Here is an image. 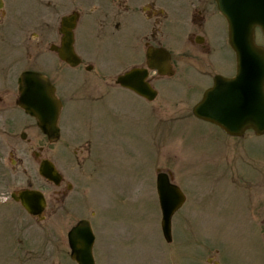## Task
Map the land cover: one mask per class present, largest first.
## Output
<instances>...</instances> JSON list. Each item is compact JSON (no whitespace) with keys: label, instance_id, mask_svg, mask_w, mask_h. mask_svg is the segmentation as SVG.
Listing matches in <instances>:
<instances>
[{"label":"rangeland","instance_id":"obj_1","mask_svg":"<svg viewBox=\"0 0 264 264\" xmlns=\"http://www.w3.org/2000/svg\"><path fill=\"white\" fill-rule=\"evenodd\" d=\"M44 1L55 22L70 10L51 12L49 0ZM35 6L34 0H3L7 31L0 40V60H21L16 76L32 56ZM81 13V49L108 58L124 51L107 33L98 38L103 29L97 26L110 25L113 18L103 20L96 1ZM173 27L180 32L178 25ZM46 53L52 60L36 54L30 62L57 65L56 56ZM97 61L110 67L106 74L120 70V60ZM212 62L175 63V76L154 81L159 94L152 102L118 87L103 101L71 102L63 87L74 91L75 79L84 74L66 69L57 82L65 103L62 125L71 114L72 128L83 134L92 129L94 143L91 159L80 168L86 175L76 162L63 161L60 145L50 146L49 155L56 147V162L63 163L75 184L64 202L50 197V222H34L10 198L28 181L46 192L54 190L39 177L34 157L39 147L48 150V142L27 125H18L10 134L0 130V264H77L70 257L67 233L81 218L92 221L97 264H264V135L249 130L234 138L192 116L212 76L235 73L232 51L230 60ZM10 101L14 106V97ZM22 131L32 140H22ZM158 170L171 171L187 194L186 204L173 217L170 243L161 230Z\"/></svg>","mask_w":264,"mask_h":264},{"label":"flooded vegetation","instance_id":"obj_2","mask_svg":"<svg viewBox=\"0 0 264 264\" xmlns=\"http://www.w3.org/2000/svg\"><path fill=\"white\" fill-rule=\"evenodd\" d=\"M95 1L97 2L100 16L104 17L103 20H106L109 15L113 18L110 25L97 26L99 29H103V33L100 34L98 32V38H103V35L107 33L106 36H111L110 38L114 39L117 44L125 47L124 51H119L116 57H99L91 51L81 49L80 47L82 38H84L81 37V25L84 21V19L81 21V12L85 7L87 11V7ZM34 2L36 6L33 9V16L35 17V26L32 30L33 52L31 58L29 57L26 60L27 68L20 70L16 76L18 69L22 67L20 64L21 60H0V130L6 134H10L18 125H27V128H37L40 134H42V138L48 142V150L45 151L41 146L37 151H34L35 161L38 164V174L40 163L42 160L48 159L55 164V167L59 171L60 181L56 184L55 181L48 180L39 174V177L46 184L47 188L54 190L51 192L43 190L46 199L45 209L41 215L31 217L34 222H50L51 219L48 218L49 213H52L49 212L50 197L59 202H64L75 187V184L70 181V173L62 169L63 163H58L55 160L56 147L51 156L49 155L50 146L55 144L60 145L61 154L64 158L63 161L65 162L66 160L67 164L71 161L76 162L80 173L86 175L80 168L91 159L94 143L92 129L88 130L89 132L85 134L74 129L75 123L72 124L73 118L71 114L70 119H65L62 125L65 103L60 93L62 86L57 82L63 80L66 69L81 70L84 74L79 75L77 77L78 80L75 79L77 81L75 82L77 84L76 91H67V87H63L66 97L72 99L71 102L73 99H76L77 101H86L91 104L94 100L99 102L106 99L114 88L128 89L121 85L119 76L134 67L141 69L148 68L149 60L152 62H155L154 60H165L164 56L158 54L163 51L162 49L166 48L170 52L169 60H171L174 68L177 62L213 64L212 60H230L231 47L228 41L227 21L219 12L215 0H64L63 2H60V0H49L48 6L51 12H58L70 7L66 15L74 14L77 18L73 30V46L78 56L65 60L59 56V51L63 49V34L61 32V20L63 16L60 18V21L55 22L50 19L49 15L54 14V12L50 13L45 10L47 3L44 0H34ZM89 13L92 14L93 12L89 11ZM89 13L86 12V14ZM3 15H5L3 9H0V23L2 24L0 26L1 41L4 39L5 31H7V26H5L7 24H4ZM92 15L96 17V15ZM174 25L179 26L180 32L174 31ZM255 31L257 36L261 33L258 27H256ZM16 44L20 45V42H16ZM187 45H192V48H185ZM179 46H181L180 51L175 52L173 47ZM12 50L16 51L17 47H13ZM149 51H154L151 56H148ZM46 52L56 56L57 65L43 67L30 62L36 54H39L36 55L38 57L46 56L48 60H52L50 54ZM97 60H120L117 66V69L120 70L117 74H106V72H111L109 71L110 67L108 65H99ZM95 69H97V72L93 76L90 72ZM26 70L38 71L49 77L56 87L58 96L61 98L60 137L55 142H49L48 137L38 128L36 120L17 105L19 94L18 80ZM215 75L212 77L214 78ZM15 76L16 83L14 84L13 80ZM147 76V79L153 85L155 80L162 77L157 70L153 69H149ZM71 79L68 78V84L71 82ZM130 91L134 93V91ZM13 97L14 106H12L10 101V98ZM143 98L149 102L155 100ZM65 121L71 123L66 122V125ZM13 135L15 134L11 136ZM20 138L24 141L32 140L28 138L26 131L20 133ZM27 188L32 189L36 187L33 186L32 181H28L25 187L16 189L10 194L11 200L19 205L21 209L23 208L19 201L15 199L13 193L17 197L20 191Z\"/></svg>","mask_w":264,"mask_h":264},{"label":"water","instance_id":"obj_3","mask_svg":"<svg viewBox=\"0 0 264 264\" xmlns=\"http://www.w3.org/2000/svg\"><path fill=\"white\" fill-rule=\"evenodd\" d=\"M219 10L226 16L230 28V42L236 52L237 71L234 77H215L213 87L207 89L200 102L194 106V114L211 121L232 135H244L253 129L257 135L264 134V46H258L254 39L255 25H261L264 32V0H216ZM69 19L63 18V32L68 55L73 54V32L65 27ZM60 55L64 58V54ZM169 56V55H168ZM73 61V60H72ZM170 60L150 61L149 67L157 68L160 74L169 73ZM148 69L133 68L119 76V82L148 99H154L157 92L146 79ZM18 104L37 119L41 130L50 141L59 138V115L61 101L55 87L42 73L25 71L19 79ZM40 173L56 183L60 175L50 161H43ZM157 191L162 209L161 227L167 241L172 240V216L185 201L181 189L170 182L165 172L157 177ZM24 208L31 214H41L46 206L42 192L24 190L20 192ZM264 238V236H263ZM95 235L90 221L80 220L69 232L71 257L78 264H96L93 255Z\"/></svg>","mask_w":264,"mask_h":264}]
</instances>
